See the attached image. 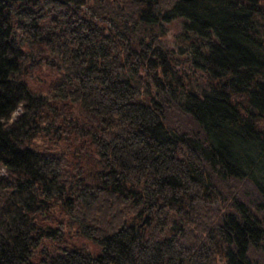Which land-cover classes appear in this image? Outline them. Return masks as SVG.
I'll list each match as a JSON object with an SVG mask.
<instances>
[{
	"label": "trees",
	"instance_id": "obj_1",
	"mask_svg": "<svg viewBox=\"0 0 264 264\" xmlns=\"http://www.w3.org/2000/svg\"><path fill=\"white\" fill-rule=\"evenodd\" d=\"M0 264H264V0H0Z\"/></svg>",
	"mask_w": 264,
	"mask_h": 264
},
{
	"label": "rangeland",
	"instance_id": "obj_2",
	"mask_svg": "<svg viewBox=\"0 0 264 264\" xmlns=\"http://www.w3.org/2000/svg\"><path fill=\"white\" fill-rule=\"evenodd\" d=\"M56 74L52 69L41 67L36 71L35 76L31 79L32 84L36 89L45 90L48 87V81Z\"/></svg>",
	"mask_w": 264,
	"mask_h": 264
}]
</instances>
